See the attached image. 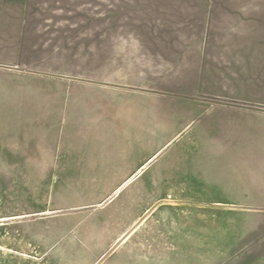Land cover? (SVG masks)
Here are the masks:
<instances>
[{
	"label": "rangeland",
	"instance_id": "obj_1",
	"mask_svg": "<svg viewBox=\"0 0 264 264\" xmlns=\"http://www.w3.org/2000/svg\"><path fill=\"white\" fill-rule=\"evenodd\" d=\"M116 34L190 59L209 40L214 72L112 80ZM106 113L149 117L177 189L104 207L119 171L91 166L125 130ZM0 264H264V0H0Z\"/></svg>",
	"mask_w": 264,
	"mask_h": 264
},
{
	"label": "crops",
	"instance_id": "obj_2",
	"mask_svg": "<svg viewBox=\"0 0 264 264\" xmlns=\"http://www.w3.org/2000/svg\"><path fill=\"white\" fill-rule=\"evenodd\" d=\"M103 39L107 40L106 31L103 34ZM114 42L112 68L111 70L107 69L109 73L113 74L112 80L123 77L122 79H140L144 82L149 81L148 77H177L183 76L186 71H192L193 80L199 83L201 77L208 76L207 73L214 72V64L208 60L210 56L206 55L205 49L211 45L209 40L205 41L202 38L195 40L194 47L192 50L189 49L190 52H193L192 59L181 56L177 52L167 55L158 51L145 52L141 47L142 45L133 35L116 34ZM226 42L228 45L225 47L231 51L226 50L225 54L231 57V61L239 60L237 56L240 53L234 50L245 49L247 51L250 49L249 44L245 42ZM176 44L179 45L178 43ZM233 65L234 62H222L221 68H216V70L224 73L226 70H231L228 67ZM146 89L160 91L159 88L149 87ZM103 116L105 120L110 122L125 123L126 125H120L122 129L135 130L142 134L140 137L128 136L123 130L119 136L108 138V146L100 147L99 162L91 167L120 172L116 173L115 180L112 182L118 188L114 191V196L108 200L107 204H104V207L107 208L118 201L120 197L130 194L131 189L134 187L161 189L163 188V183H165L164 187L170 189L178 188L177 174L171 172L169 176H163L164 169L162 165L165 157L163 148L159 149V151L148 149V136L151 131L148 116L108 115L107 113L103 114ZM118 189L120 191L117 193ZM168 201L170 202V200ZM160 202V199L153 202L140 216L133 214L129 223H127L126 231L122 233V237L130 236L143 228L161 206Z\"/></svg>",
	"mask_w": 264,
	"mask_h": 264
}]
</instances>
